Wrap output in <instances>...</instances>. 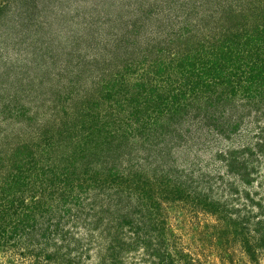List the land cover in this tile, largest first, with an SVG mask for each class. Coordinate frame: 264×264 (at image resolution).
<instances>
[{"label":"rangeland","instance_id":"rangeland-1","mask_svg":"<svg viewBox=\"0 0 264 264\" xmlns=\"http://www.w3.org/2000/svg\"><path fill=\"white\" fill-rule=\"evenodd\" d=\"M263 27L264 0H0V264H264V98L177 65ZM141 84L185 94L135 115Z\"/></svg>","mask_w":264,"mask_h":264},{"label":"trees","instance_id":"trees-1","mask_svg":"<svg viewBox=\"0 0 264 264\" xmlns=\"http://www.w3.org/2000/svg\"><path fill=\"white\" fill-rule=\"evenodd\" d=\"M241 35H234L228 38L226 44L214 43L209 46L199 45L191 47L185 55L178 59V73L185 84H191L192 91L201 89L208 94V102L214 99V95H209L215 87H221L222 94L231 97L237 91L243 89L245 93L258 98L257 105H260L264 98V27L258 43L253 37L242 41ZM165 70V68H162ZM158 69L157 75L164 72ZM177 73V66H176ZM212 86V87H211ZM136 96L140 102L135 106V115L149 114L157 111L161 113L163 109L169 110L180 106L178 95L184 97L181 88L176 91L175 87L167 93H148L144 84L137 86ZM156 89V88H155ZM147 91V92H146ZM150 91V90H149ZM152 91V90H151ZM217 94V90H216ZM229 94V95H228ZM220 95V94H219ZM221 98L222 96H218ZM83 144H94V147L105 142V133L100 130H88L87 135L83 136ZM94 149V148H92ZM77 150H75L76 152ZM78 154V153H77ZM79 157V155H77ZM73 159H76L73 157Z\"/></svg>","mask_w":264,"mask_h":264}]
</instances>
